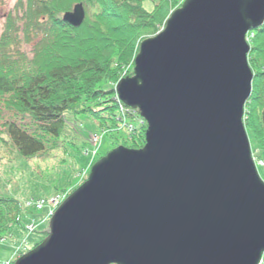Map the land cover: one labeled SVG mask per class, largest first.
Masks as SVG:
<instances>
[{
  "label": "water",
  "instance_id": "95a60500",
  "mask_svg": "<svg viewBox=\"0 0 264 264\" xmlns=\"http://www.w3.org/2000/svg\"><path fill=\"white\" fill-rule=\"evenodd\" d=\"M63 20L80 27L83 5ZM264 0H186L143 40L115 92L147 125L56 210L15 264H259L264 182L244 125L252 94L247 34Z\"/></svg>",
  "mask_w": 264,
  "mask_h": 264
},
{
  "label": "trees",
  "instance_id": "16d2710c",
  "mask_svg": "<svg viewBox=\"0 0 264 264\" xmlns=\"http://www.w3.org/2000/svg\"><path fill=\"white\" fill-rule=\"evenodd\" d=\"M183 1H153L148 11L142 0H19L0 30V106L15 115L2 122L0 145L24 159L43 153L75 112L89 114L107 133L133 126L127 147L142 149L146 122L138 111H120L114 86L126 70L132 75L140 43L157 35ZM76 4L86 14L78 28L63 21ZM251 34L254 78L244 122L264 160V25ZM136 119L139 127L129 122ZM23 212L17 199L0 196V237L21 225Z\"/></svg>",
  "mask_w": 264,
  "mask_h": 264
},
{
  "label": "rangeland",
  "instance_id": "374dc122",
  "mask_svg": "<svg viewBox=\"0 0 264 264\" xmlns=\"http://www.w3.org/2000/svg\"><path fill=\"white\" fill-rule=\"evenodd\" d=\"M2 1H0V30L5 22L6 14L15 7L19 0ZM153 1L158 0H142L143 7L152 11ZM77 5L80 4L74 5L72 10L67 13L73 12ZM164 27L165 25L161 31ZM252 32L247 34V38L251 37ZM249 39H247L248 43ZM134 60L132 75H126V70L120 80L133 76ZM14 116V113L6 111L0 106V131L2 130V122L15 120ZM243 121H245L244 118ZM129 122L139 127L140 121L138 119L129 120ZM131 127L133 126L123 123L116 131L107 133L103 132L97 121L89 114L70 112L67 114L63 133L57 138H50L43 153L24 159L18 157L13 149H8L6 146L4 148L0 145V196L17 199L22 203L24 209L21 225H15L11 228L10 233L0 237V264H15L21 257L45 240L50 220L56 210L68 198L72 188H79L88 179L92 165L117 147L130 149L127 146H130L132 142L129 135V132H132ZM246 133L248 135L247 130ZM3 137L5 138V136ZM248 138L254 153L253 159L258 165V173L264 182V160L259 161L253 139L250 135ZM63 191H68L67 196L56 207L55 203L58 201L54 202L53 198ZM39 200H47L49 203L39 209L31 206ZM33 222L37 227L31 233H27L24 228L28 226V223ZM259 264H264V254Z\"/></svg>",
  "mask_w": 264,
  "mask_h": 264
},
{
  "label": "built area",
  "instance_id": "2783aa9c",
  "mask_svg": "<svg viewBox=\"0 0 264 264\" xmlns=\"http://www.w3.org/2000/svg\"><path fill=\"white\" fill-rule=\"evenodd\" d=\"M122 109L123 108H121V111H123ZM66 196H67V193L62 192L61 194H59L55 198H53V201L55 200L54 202H57L58 201L57 203H55L56 204V207H58L65 200ZM47 203H49V201H47V200H39L38 202L35 203V207L39 209L42 206L48 205ZM52 207H55V206H52ZM35 227H36V225L34 224V222L28 224V226L25 228L26 229V232L27 233H31L33 230H35ZM6 264H9V263H6Z\"/></svg>",
  "mask_w": 264,
  "mask_h": 264
}]
</instances>
